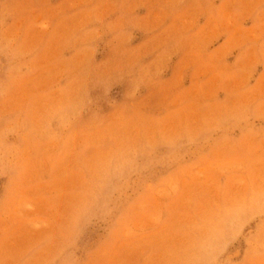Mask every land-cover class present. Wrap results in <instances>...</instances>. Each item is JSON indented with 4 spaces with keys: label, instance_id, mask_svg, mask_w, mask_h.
<instances>
[{
    "label": "rangeland",
    "instance_id": "374dc122",
    "mask_svg": "<svg viewBox=\"0 0 264 264\" xmlns=\"http://www.w3.org/2000/svg\"><path fill=\"white\" fill-rule=\"evenodd\" d=\"M0 264H264V0H0Z\"/></svg>",
    "mask_w": 264,
    "mask_h": 264
}]
</instances>
